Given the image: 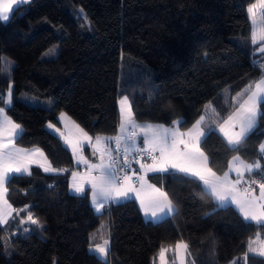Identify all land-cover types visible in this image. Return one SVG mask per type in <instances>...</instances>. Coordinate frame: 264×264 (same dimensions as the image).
<instances>
[{
  "label": "trees",
  "instance_id": "1",
  "mask_svg": "<svg viewBox=\"0 0 264 264\" xmlns=\"http://www.w3.org/2000/svg\"><path fill=\"white\" fill-rule=\"evenodd\" d=\"M257 1L32 0L0 22V95L7 98L11 89L13 98L0 107L24 130L16 144L40 148L58 170L45 174L34 167L7 184L15 212L0 225V264H156L162 247L184 242L194 258L209 240L217 264H264L263 257L245 259L249 240L257 233L264 238V228L245 222L232 207L218 208L201 182L184 174L155 177L175 207L170 217L146 221L135 200L97 213L89 190L70 192L74 157L46 128L58 125L63 113L92 140L99 136L113 148L121 98L127 97L138 119L168 127L180 121L181 130L210 105L212 130L201 149L211 169L223 175L234 156L264 165L259 153L264 119L239 151L212 128L264 76V53H257L249 13ZM54 44L59 54L46 59ZM35 77L47 83L46 91L36 86ZM23 94L51 106L25 103ZM248 177L262 179L256 173ZM29 212L39 225L27 221ZM103 223L107 231L100 234ZM7 237L11 258L4 253ZM107 238L106 259L90 252Z\"/></svg>",
  "mask_w": 264,
  "mask_h": 264
},
{
  "label": "snow or ice",
  "instance_id": "2",
  "mask_svg": "<svg viewBox=\"0 0 264 264\" xmlns=\"http://www.w3.org/2000/svg\"><path fill=\"white\" fill-rule=\"evenodd\" d=\"M27 2L28 0H19V4L21 5ZM16 3L17 0H0V22L8 21L11 18L10 14L19 10L18 7H13ZM255 7V5L250 7L249 13H253ZM261 39H264V29H261ZM255 40L256 34L254 33V43ZM261 68L264 70V65H261ZM245 92L247 93V98L242 103H239L238 107H235L233 113L222 124H219L220 131L224 134L229 147L233 151H239V146L250 138V134L258 126L259 120L264 119V112L261 111V105L264 104V76L255 82L254 89L250 85ZM244 94L241 93L239 95L243 96ZM12 99L11 89H9L7 98L0 95V102H3L5 105H11ZM126 103L127 97L121 101L122 105ZM206 110L214 113V109H211L210 105L206 106ZM61 115L63 116V113ZM204 120L205 117L201 116L192 128L186 132H181L179 127L180 121H173V126L171 127L152 123L137 125L134 119H132L130 109L127 120H125L124 109L122 107L121 131H127L129 125L132 128H141L144 134V147L141 148L137 145V134L135 131L128 132L126 136L110 138L116 142L117 153L123 152L125 157L123 164L121 165L118 156L114 157L112 155V150L101 151L97 148V151H101L100 163L89 164L88 172L81 178V182H75V178L79 174L73 172L74 190L77 193H83L84 182L91 184L93 204L96 207V211L99 212L103 208L104 202L128 197L130 192L136 191L131 186L125 188L121 180L127 183L132 179L126 171L131 164V161L128 159L129 155L139 163V160H136V156L146 154L152 162L150 164L140 163V169L160 173H183L186 176L197 179L202 182L206 191L215 198L220 206L234 204L245 221L264 228V165L260 163V160L246 163L240 156H234L232 161L229 162V171L225 172L222 177L217 176L211 168L207 167L208 157L200 148V145L205 142L208 132L212 130L211 126H209L208 131H205L203 128ZM213 123H219V121H213ZM48 127L54 128L55 126L49 124ZM237 128L238 130H236ZM22 131L21 125L15 123L7 115L4 107H0V224L7 222L5 219L7 213L4 211V206L7 205V208L11 209V205H8L4 199V193L7 191L5 185L17 176L30 175L29 164L34 162L31 157L36 153H40L43 156V153L39 149L28 151L15 146V140ZM80 131L83 132L82 129ZM84 136L87 137V133H84ZM102 139L104 138L96 137L98 145L102 142ZM121 141H123V144H121ZM181 145L183 146L182 148ZM76 150L77 146H74L73 151L75 152ZM259 153L261 157H264V142H261L259 145ZM105 156H107V161L105 160ZM85 163L88 162L85 161ZM202 164L204 165L203 168L201 167ZM44 170L46 172L58 171L52 168L50 164L48 167H44ZM94 170L98 175H92ZM231 171L237 173L235 180L229 178V172ZM120 172H124L123 177L119 175ZM245 172L250 174L256 173L262 179L244 181ZM138 179L142 182L141 187H143L144 177L140 176ZM242 182L249 186L243 189L244 196L238 198L235 193L238 192L237 185H240ZM257 184L259 186V196L251 195V186ZM150 187L155 193H158V196L152 199L149 207L145 209V214L148 215L150 212L153 218H158V213H171L173 206L172 202L167 198V193L162 192L159 188H155V186ZM27 221L39 225L38 219H35L31 212L27 215ZM20 222L24 223L25 221L21 220ZM24 231L27 232L29 229L25 228ZM254 244H258L259 246L253 247ZM181 249H183L185 254L190 255L186 243H177L176 250L178 254ZM93 250L106 259L108 256V241L105 240L103 246L99 244L95 245ZM165 251L166 249L162 247L160 251L161 257L164 256ZM248 253L264 257V240L260 238L259 233H257L255 240H249ZM248 253H245V259H247ZM181 264H184L183 259L181 260Z\"/></svg>",
  "mask_w": 264,
  "mask_h": 264
},
{
  "label": "crops",
  "instance_id": "3",
  "mask_svg": "<svg viewBox=\"0 0 264 264\" xmlns=\"http://www.w3.org/2000/svg\"><path fill=\"white\" fill-rule=\"evenodd\" d=\"M31 1L32 0H28V2L25 3V4H23V5L29 4V3H31ZM260 3L264 5V0H258L254 4L256 7L253 9V13H250L251 24H252V26L256 25L257 28H258L257 31H258V33H260L258 36H256V39L257 40H255V42H257V41L259 42L261 40V29H264V6H262ZM23 5L19 4V0H17V3L15 5H13V7L14 8H17V7H20V6H23ZM12 14H10V15L12 16ZM8 21H4L3 23H6ZM257 53L258 54L264 53V42L263 43H260V46L258 48ZM34 83L40 89V91H42V92L46 91L47 84L43 83V81L40 80L38 77H35L34 78ZM254 88H255V86H254ZM246 98H247V96L244 97V98H242L235 105V107H238L239 103H242L243 100L246 99ZM124 108H125L124 114L126 115L125 120H127V115H128V106H127V104L124 105ZM234 109H233V111H234ZM233 111L230 113V115L233 113ZM131 114H132V119H134V121H135V123L137 125H143L145 123H148V122H145V121H142V120L138 119L132 113V110H131ZM223 121H220L219 123H212V128L222 137V139L228 145L227 140L225 139L224 134L220 131V127H219V124H222ZM210 122L211 121L208 120V121H206L203 124V128L205 129V131H208V125H209ZM49 124H52L55 127L54 128H49L48 127ZM49 124L46 126L47 130L50 133L54 134L55 136H58L59 138H61L62 141H63V143H64V145L70 150V152L72 153V155L74 157V162H75V166L77 167V170H75L73 172H76V173L79 174L75 178V182H81V178L84 177L85 174L88 172V165L89 164H99L100 163L101 151H105V150L110 149L112 147L111 145H109L108 141L105 140V139H102V142L98 145L97 144V141L96 140H92L88 135H87V137H85L84 136V132H81L80 131L81 129L79 127H77V125L67 115H65V114H63V116L62 115L59 116V118H58V125L57 124H53V123H49ZM152 124H154V123H152ZM120 126H121V111H120V114H119V125H118L117 136H126L128 134V132L135 131L136 134H137V145L139 147H141V148L144 147V145H143V135L144 134H143V131L141 130V128H139V127L132 128L129 125L128 128H127V131L122 132ZM192 126L190 128H192ZM165 127H168V126H165ZM65 128H67V129H65ZM190 128H188V129H190ZM188 129H186V130H181L180 129V131L181 132H186ZM236 130H238V128ZM23 132H24V130L20 133L19 137L15 140V146L18 147V148L24 149V150H28V151H31L33 149H39L40 152L43 153V156H41L40 153H36L34 156L31 157V159L34 162L29 164L30 172H31L32 168L37 167V168H40L45 174H56L58 171H47L46 172L44 170V167H48L49 164L51 165L52 168H54V167L50 163V161H49L48 157L46 156V154L40 148H37V147H33V148H23V147H20V146H18L16 144V141L22 136ZM69 136H72L71 139H70L71 142L73 143L72 147H70V145L66 142V139ZM113 141H114V146H113V148L110 149L112 151L115 148V144H116L115 140H113ZM121 144H123V141H121ZM74 146H77V150L75 152L73 151V147ZM182 147L183 146L181 145V148ZM85 148H88L87 153L85 152ZM97 148H99L101 151H97ZM200 148H201V145H200ZM205 155H206V153H205ZM262 158L264 160V157H262ZM105 160L107 161V156H105ZM85 161H87L88 163H85ZM151 162L152 161H148V162H145V163L150 164ZM41 165H43V167H41ZM201 167L203 168L204 165L202 164ZM207 167L208 168H211L209 166V162H207ZM83 170H85V172ZM138 170H139V173L144 177L143 187H141V183L142 182H140V184L138 186H133L130 182H127V183L124 182V183H122L125 188L131 186V187L135 188L136 191L130 192L129 195H128V197L119 198V199H117L115 201L108 200V201L104 202V206H103V208H101V210L99 212L96 211V207L93 204V196H92L91 184H89L87 182H84V192L83 193H77L74 190V188H73L74 178H73V175H72L73 172L71 173V177H70V192L72 194H74V195H83V194L86 193V191L89 190L91 203H92V205H93V207H94V209H95V211L97 213H102L109 206H111L113 204L123 203V202H126L128 200H135L138 203V205H139V207H140V209L142 211L143 217H144V219L146 221L158 222V221H161V220H163V219H165L167 217H170L175 212V207H174L173 203H172L173 211L171 213H167V214L158 213V218H153L151 216V213L150 212H149L148 215H146L145 214V209L149 207L150 202L152 201V199L154 197L158 196V193H155L150 186H155V188H159L162 192H164L162 190V188H160L155 183V177L160 178V177H162L165 174L174 173V172L160 173V172L146 171L144 169H140V164H139ZM228 171H229V168H228L227 172ZM180 174H183V173H180ZM205 174L207 175V173H205ZM248 174H250V173H247V172L244 173V181H250L251 180V179H249ZM24 175H28V174H24ZM92 175L93 176H96V175H98V173L94 170L92 172ZM223 175H217V176H221L222 177ZM229 178L232 179V180H235L237 178V173L235 171L229 172ZM201 184H202V182H201ZM202 186H203V184H202ZM248 186L249 185L246 184V183H244V182H242L240 185H237L238 192L235 193V194L237 195L238 198H241V197L244 196L243 189L246 188V187H248ZM5 187L7 189V184L5 185ZM203 188H204V186H203ZM251 188H252L251 195L259 196V186H258V184L257 185H252ZM204 190L206 191L205 188H204ZM7 193H8V191H6L4 193V199L7 201V204L8 205H11L10 202L8 201V199H7ZM206 193H208V192L206 191ZM211 197L213 198V200H214L215 204L218 206V208L232 207L242 217V215H241V213H240V211H239V209L237 208L236 205L230 204V205L220 206L218 204V202L215 200V198L213 196H211ZM167 198H168V196H167ZM168 200H170V199L168 198ZM142 204H143V207H142ZM4 211L7 213V215L5 216V219H6L7 222L4 223V224H0L1 226L6 225L11 220V218L13 217V214L15 212L14 211V208L12 207V205H11V209H8L7 208V205H5L4 206ZM242 219H243V217H242ZM245 222H248V221H245ZM105 240L108 241V254H109L110 249H111L110 240H109V238H107ZM104 241L101 244H99V245L103 246L104 245ZM94 247L95 246H93V247L90 248V252L93 253V254H95V255H97V256H99V257H101L99 253H97L96 251L93 250ZM101 258H103V257H101ZM190 258L193 259L191 255L185 254L184 251H183V249H181L179 251V254H178L177 253V250H176V247L171 248V249H167L166 248V251H165L163 257H161L160 254H159V257L157 259V263L156 264H181V260L182 259H183V261L186 260V263L185 264H190Z\"/></svg>",
  "mask_w": 264,
  "mask_h": 264
},
{
  "label": "rangeland",
  "instance_id": "4",
  "mask_svg": "<svg viewBox=\"0 0 264 264\" xmlns=\"http://www.w3.org/2000/svg\"><path fill=\"white\" fill-rule=\"evenodd\" d=\"M261 4V3H260ZM263 5V4H261ZM258 28L256 25L252 26V34H256V36H258L260 33H258ZM254 31V32H253ZM257 40V39H256ZM264 42V39H261L259 42H255V44H258L260 46V43H263ZM59 54V47L57 45L54 44V46L52 48H50L49 50H46V52L44 53V57L46 59H54L57 57V55ZM39 78V77H38ZM40 79V78H39ZM41 80V79H40ZM43 83L47 84L45 81H43ZM239 96H237L236 98H238ZM235 98V99H236ZM124 98H121L119 100V114H120V111H121V108L123 107L124 111H125V108H124V105L121 104V101L123 100ZM20 100L25 102V103H28L30 105H34V106H44V107H47V106H51V104L49 103H45L43 102L42 100L34 97L33 95L31 94H23L21 97H20ZM127 106H128V111L129 109L131 110V104H130V101L127 99ZM211 109H213L212 106H210ZM212 111H208V110H205L204 114L202 116L205 117V120L203 122V124L208 121V118L210 117ZM214 115V113H213ZM125 118H126V115H125ZM67 129V128H65ZM71 137L72 136H69L67 139H66V142L70 145V147H72L73 143L71 142ZM114 150V149H113ZM112 154H113V151H112ZM85 172V170H83ZM107 231V225L105 223H103L100 227V234H103ZM260 238L262 240H264L261 236ZM256 237L254 239H251V240H255ZM9 241L10 239L7 237L4 241L5 243V255L7 258H11V256L13 255V249L11 248L10 244H9ZM249 245V243H248ZM259 245L258 244H254L253 247H258ZM247 252H248V247H247ZM249 255H254V256H259V255H256V254H253V253H248ZM261 257V256H259ZM264 258V257H263ZM217 264V260H216V253H215V247H214V242L212 240H209L205 245H204V249L202 251L201 254L195 256L193 259L190 258V264ZM186 263V260H184V264Z\"/></svg>",
  "mask_w": 264,
  "mask_h": 264
},
{
  "label": "built area",
  "instance_id": "5",
  "mask_svg": "<svg viewBox=\"0 0 264 264\" xmlns=\"http://www.w3.org/2000/svg\"><path fill=\"white\" fill-rule=\"evenodd\" d=\"M116 148H117V145L115 144V148L113 150V154L112 155L114 157L118 156V158H119V160L121 162V165H122L123 164V160L125 159V157L123 155V152L117 153ZM128 159L131 161V164H130V167L128 169H126V171H127V174L132 177L131 181H129V182L133 186H138L140 184V182H141L138 179V177L142 176L139 173L138 166H139L140 163H145V162L151 161V159L148 158L146 154L137 155L136 156V160H139V163H137L135 160H133L131 155H129ZM119 175L121 177H123L124 172H120ZM121 183H124V181L121 180Z\"/></svg>",
  "mask_w": 264,
  "mask_h": 264
}]
</instances>
